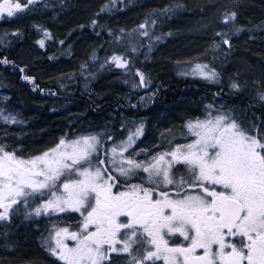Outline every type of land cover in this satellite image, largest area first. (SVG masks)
I'll use <instances>...</instances> for the list:
<instances>
[{
	"label": "snow or ice",
	"instance_id": "snow-or-ice-1",
	"mask_svg": "<svg viewBox=\"0 0 264 264\" xmlns=\"http://www.w3.org/2000/svg\"><path fill=\"white\" fill-rule=\"evenodd\" d=\"M35 6L36 0H0V16L14 18ZM114 6L115 0H107L88 21L94 32L100 29L97 36L106 33L112 42L119 41L125 30H113L94 17ZM180 7L163 4L136 26L146 55L163 35H170L152 34L155 17L162 22ZM240 7L233 0L231 10L219 14L220 29L211 33L208 47L225 59L231 52L230 37L243 30L238 23ZM34 27L42 32L34 41L38 50L46 40L65 44L55 40L47 27ZM82 29L83 25L77 26L69 36ZM11 34L20 36L21 31L13 29ZM138 51L136 46L112 51L99 67L115 66L124 77H133L121 81L130 85V91L147 92L153 78L151 72L136 67ZM96 52L93 47L89 53L93 64ZM10 54L19 61L0 53V66L14 69L33 90L55 94L26 74L33 69L22 52ZM184 66L190 69L185 75L213 85L224 82L209 63ZM81 70L87 72V65L82 64ZM227 86L236 96L247 90L237 80L229 79ZM156 90L138 96L139 103L151 99ZM211 95L214 102L204 105L202 116L185 121V131L178 137L182 143L167 139L168 133L163 143L141 148L143 139L140 144L137 139L144 133L143 118L132 122L134 131L121 120L120 131L106 123L96 126V131L66 133L34 154L9 144L4 133L0 136V222L10 226L20 217L40 232V221L55 216L57 222L44 229L47 235L42 233L40 240L47 254L63 264H264V80L250 98L253 103H230L219 93ZM125 102L136 106L128 95ZM0 121L25 123L5 108H0ZM140 155L145 159L134 158Z\"/></svg>",
	"mask_w": 264,
	"mask_h": 264
},
{
	"label": "trees",
	"instance_id": "trees-1",
	"mask_svg": "<svg viewBox=\"0 0 264 264\" xmlns=\"http://www.w3.org/2000/svg\"><path fill=\"white\" fill-rule=\"evenodd\" d=\"M106 2L107 0L36 1V6L31 11L22 14V17L25 18L29 13L47 14L46 17L25 22L20 29V36L11 34L10 29H1L0 53L8 56L10 60L14 58L12 54L5 51V47L11 50L19 46L33 48L34 41L42 35V32L34 25L47 27L54 34L55 40L65 41V44L61 46L51 40H46L43 53L48 57L49 64L47 67L42 64L37 66L44 71L50 68L62 70L58 71L63 74L56 83H41L36 77L39 87L52 90L54 95H49L47 91L41 93L33 90L32 84L22 82L14 69L0 66V84L9 95L6 105L10 110L20 112L28 124L25 128L17 130L23 144L29 141L37 144L64 130L69 136L73 132L78 134L83 129H97L96 126H103L106 123L109 127H115L120 131L121 120L125 121L126 128L134 131L135 123H139V118H143L144 131H147L154 122L153 117L159 119L163 116L167 119L164 120L165 125H169L177 119V116H184L183 113H190V116L194 113L198 117L202 116L203 111L200 113V108L194 103L172 107L177 97H187L185 102H191L198 100L201 95H208L212 99V93H219L230 103H240V101L253 103L250 98L258 85L249 88L250 85L247 82L236 78L235 75L232 76L231 72L233 73L236 65L239 67L243 60L247 65L255 67V70L258 69L261 79L264 80V38L258 36V33L264 30V27H259L264 23V0H246L242 5L238 23L243 25V30L230 37L231 52L227 59L221 53L214 52L208 47L210 40L213 39L211 33L218 31L220 25L215 28H206L198 24L195 19L199 16L197 11L206 9L205 6L208 5L202 7L196 0H115V6L111 10L94 17L98 21L102 20L107 27L113 30L118 28L125 30L124 33L119 34V41L112 42V36L106 33L97 36L96 33L100 32V29L94 32L88 23L89 19L93 18L92 14L99 12V5ZM172 3L182 4L183 7L174 10L162 22L159 17H155L157 24L152 33L153 35L170 33V35H163L146 55V49L140 47L144 41L134 29L145 21L146 16L152 10L158 9L163 4ZM196 3L201 6L200 9L195 6ZM194 16L196 17L193 19ZM79 25H83V29L69 36L70 31ZM191 30H195L197 36H191L188 33ZM133 46L139 48L135 54L136 67L141 68L142 71L151 72L153 85L150 88L157 89L156 97L148 107L140 106L137 102L136 106L132 107L131 104H127L124 99L117 96V93L130 92V85H125L121 81L124 79L131 81L133 77H124L115 66L99 67L103 63V58L111 55L112 51L119 53ZM93 47L97 49L98 59L95 64L89 60V53ZM200 57H204L203 62L217 69L223 83L213 85L202 78L183 74L186 70L190 71L184 65L198 62ZM213 57H215L214 62ZM129 58L132 57L129 56ZM82 64L87 65V72L81 70ZM88 73H94V75L89 76ZM26 74L32 75L31 71ZM5 77H8V80L4 81ZM62 77L69 79H62ZM229 79L237 80L245 85L247 90L239 96L230 93L227 86ZM60 83L69 87L70 90L66 91L65 87L60 88L58 86ZM111 85L118 87L119 90L111 91ZM143 92L134 93L142 94ZM168 104L171 107L162 112ZM154 111L157 112L154 113ZM133 121L135 123H132ZM161 121L163 122V120H158V122ZM168 128L166 127L164 138L160 140V143L164 142L168 133L171 135H167V139L174 137L176 142L182 141L168 131ZM126 134L125 131L124 135ZM179 134L182 133L177 132V135ZM120 138H123V135ZM24 222L22 218L17 217L10 226H7L6 230L0 229V256L3 252H10V259L7 260L10 264H22L30 259L22 254V248L28 241L35 243L31 233L27 239L24 237L27 234L19 233L23 229ZM9 244L12 245L11 248L7 246ZM33 247L35 248L34 245ZM39 253L38 250V256ZM1 261L7 263L0 259Z\"/></svg>",
	"mask_w": 264,
	"mask_h": 264
},
{
	"label": "rangeland",
	"instance_id": "rangeland-1",
	"mask_svg": "<svg viewBox=\"0 0 264 264\" xmlns=\"http://www.w3.org/2000/svg\"><path fill=\"white\" fill-rule=\"evenodd\" d=\"M36 1H40V0H36ZM195 1V0H193ZM196 2H198V4H200L202 7L205 5L206 9L202 10L199 12V10L197 11V13L199 14V16H194L193 19L195 18L198 22V24H201L202 26L206 27V28H215V27H219L216 22L219 19V14L221 12H223L226 8L230 9V5L233 3V0H196ZM246 0H238V3L241 5L245 4ZM197 4V3H196ZM195 5L196 7L198 6ZM201 6H198L199 9L201 8ZM240 7V9H241ZM239 9V11H240ZM47 14H38V13H29L25 18L22 17V14L17 16V17H7L6 14L4 16H0V33L2 32L1 29H21L22 26H24L25 22H30L33 19H37L39 17H46ZM196 22V23H197ZM191 36H197L196 31L191 30L188 32ZM258 36H261L262 38H264V30H261L258 33ZM33 48L30 47H17L14 50L10 49L11 53H20L22 52V55L24 58L27 59L28 64L30 65L33 61L37 62L40 58L44 57V53L43 51L45 50V46L43 49H37L35 46L32 45ZM9 52V51H8ZM9 52V53H10ZM35 54H38V56H36ZM15 56V55H13ZM18 60L20 59V57L15 56ZM33 60V61H32ZM36 60V61H35ZM203 60L205 61L204 57H200L198 62L201 63H205L203 62ZM241 60V59H240ZM241 64L238 67V65H236L238 67H236V69H232L233 73L231 72L232 76H236V78H241L244 82H247L250 87H256L257 85H259V83L261 82V75H260V71L258 69L255 70V67H252L250 65H247L245 61L241 60ZM243 66V68H242ZM58 71H62V70H55L54 68H50L49 70H45L41 73L38 74V80L41 83H45V84H52V83H56L58 80V78L63 74V72H58ZM4 81L8 80V77H5L3 79ZM153 89L156 88H149L147 90V92H143L142 94H138V93H134V92H127L125 94H119L117 93V96L124 99L125 100V96L128 95L131 100L133 102H137L140 106H144V107H148L149 105H151V103L153 102V100L156 97L157 94V90H156V94L154 96L151 97V99H146L145 102L143 103V105H141L137 99L138 96H148L152 93ZM65 90L68 91L70 90L69 87H65ZM210 96L208 95H204V96H200L198 97V100H194V101H189V102H185L188 98L184 97V98H180L179 100H174V105L173 106H180L184 103H186L187 105H189L190 103H194L195 105H197L200 110L199 112L201 113L203 111L204 105L205 104H209V103H213V97L212 99L209 98ZM5 98H9L8 93H6V91L4 90L3 86L0 84V108H5L8 111L12 112L13 114H19V118L22 119L23 121H25L24 124H5L3 121H0V136H2L4 133L8 134V140L7 142L9 144H18L19 147L23 148L25 152L27 153H31L34 154L36 150H43V148L45 146H49L50 142L53 141L55 138L61 136V135H65L67 133L66 130H64L63 132L57 133L55 134V136H52L49 139H45L42 140L41 142H38L37 144L34 143L32 141L27 142V144H23L21 137L18 135L17 130L19 129H23L25 128L28 124L26 119L23 117V115L20 112H16V111H12L10 110L7 105H6V100ZM222 102V101H220ZM169 107H171L169 104L164 107L162 110V112L167 111V109H169ZM157 111H154V113H156ZM181 114V113H180ZM179 114V116H180ZM184 116H177V119L173 122V123H169V125H165L164 120L165 117H160V120H163V122H158L159 119L154 118V122L151 123V125L148 127L147 131H144V133L142 134V136L140 138L137 139V143L140 144V139H143V143L140 144L141 148H150L152 145H156L158 143H160V140L162 138H164L165 135V130L166 127H169L168 131H171L175 137H180L183 133H184V128L182 127L185 123V121H187L189 118H195L198 117L195 113L192 114L190 116V113H183ZM150 122V120H148ZM89 129V128H86ZM85 129L81 130L78 134L83 133ZM91 130L96 131L97 129L95 128H91ZM135 130V127H134ZM178 133H182L177 135ZM147 133V134H146ZM68 134V133H67ZM122 139V138H121ZM174 139V137H173ZM183 141H180L178 143H182ZM134 158H138L139 160H144L145 157L140 155L138 157H134ZM71 219H75V217L71 218ZM57 222V218L55 216L51 217L49 220L45 221V220H41L40 221V227H41V231L37 232L34 230V228L31 225H28L27 222L25 221L23 224V229L21 231H19L20 234L26 235L24 236L26 239L27 237H29L28 235L31 233V236H33L34 238V243L33 244L31 241H28L27 244L22 248V254L28 256L30 259H28L29 261L24 262L22 264H35V262H39V264H63V262H58V258H54L51 257L50 255L47 254L46 249L43 248L41 240H40V236L43 233L44 235H47L46 232H44V229L51 223H56ZM7 226H5L2 222H0V229L1 230H6ZM26 232V233H25ZM14 239H16L14 237ZM33 245L35 246V248L33 247ZM37 248H39L38 250L40 251L39 256L37 255ZM18 249H20V247H18ZM25 251V252H24ZM38 256V257H37ZM3 257V258H1ZM0 259L3 260V262H7L8 259H10V252H3L0 256ZM0 264H10V263H2V261L0 262Z\"/></svg>",
	"mask_w": 264,
	"mask_h": 264
},
{
	"label": "bare ground",
	"instance_id": "bare-ground-1",
	"mask_svg": "<svg viewBox=\"0 0 264 264\" xmlns=\"http://www.w3.org/2000/svg\"><path fill=\"white\" fill-rule=\"evenodd\" d=\"M36 56H38V54H35ZM12 57L14 58V60H17V62L19 61L15 56H13L12 55ZM33 61V60H32ZM36 61V60H35ZM40 64H42L43 66L45 65L46 67H47V65L49 64V59H48V57L47 56H44V57H42V58H40L37 62H32L31 64H30V66H33V72L31 71V73H32V75L33 76H35V77H37V79H39L38 77V74L39 73H41V72H43L44 70H40L37 66L38 65H40ZM4 72V71H3ZM110 90L111 91H118L119 90V88L118 87H115L114 85H111V87H110ZM177 99L179 100L180 98L179 97H177Z\"/></svg>",
	"mask_w": 264,
	"mask_h": 264
}]
</instances>
